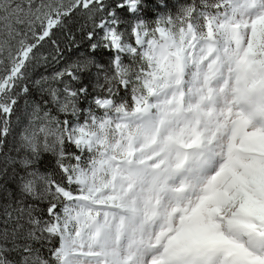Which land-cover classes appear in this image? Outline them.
<instances>
[{
	"label": "snow or ice",
	"instance_id": "snow-or-ice-1",
	"mask_svg": "<svg viewBox=\"0 0 264 264\" xmlns=\"http://www.w3.org/2000/svg\"><path fill=\"white\" fill-rule=\"evenodd\" d=\"M0 264H264V0H0Z\"/></svg>",
	"mask_w": 264,
	"mask_h": 264
}]
</instances>
